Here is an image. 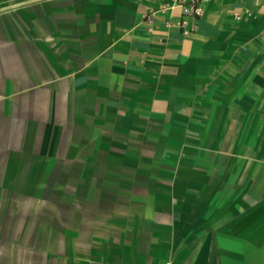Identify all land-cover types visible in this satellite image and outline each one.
Here are the masks:
<instances>
[{
	"label": "crops",
	"instance_id": "0c3cea01",
	"mask_svg": "<svg viewBox=\"0 0 264 264\" xmlns=\"http://www.w3.org/2000/svg\"><path fill=\"white\" fill-rule=\"evenodd\" d=\"M168 261L264 264V0H0V264Z\"/></svg>",
	"mask_w": 264,
	"mask_h": 264
},
{
	"label": "built area",
	"instance_id": "2783aa9c",
	"mask_svg": "<svg viewBox=\"0 0 264 264\" xmlns=\"http://www.w3.org/2000/svg\"><path fill=\"white\" fill-rule=\"evenodd\" d=\"M195 7V10L197 11V12H200L201 11V8H200V6H194ZM166 264H172V262L171 261H168Z\"/></svg>",
	"mask_w": 264,
	"mask_h": 264
}]
</instances>
